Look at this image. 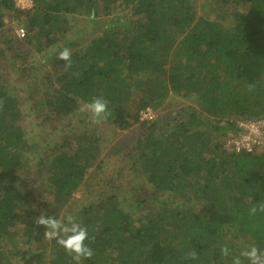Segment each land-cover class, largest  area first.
<instances>
[{"label": "trees", "instance_id": "1", "mask_svg": "<svg viewBox=\"0 0 264 264\" xmlns=\"http://www.w3.org/2000/svg\"><path fill=\"white\" fill-rule=\"evenodd\" d=\"M21 15L15 0H0V264H75L45 238L41 213H71L87 227L94 255L81 264H231L248 245L264 251V212L249 213L264 203V148L224 144L237 120L264 118V0H32L27 34L17 38L47 52L42 59L22 55L8 34L7 17ZM65 47L67 71L57 55ZM50 59L49 85L33 88L41 90L34 105L1 81ZM96 96L109 102L104 121L147 131L130 153L144 184L131 186L142 191L133 204L115 191L75 210L71 199L91 182L103 144L90 114L78 111ZM174 97L185 104L173 124L141 120ZM50 118L68 121L53 144L34 131ZM27 167L33 176L21 174ZM190 250L198 260L184 258Z\"/></svg>", "mask_w": 264, "mask_h": 264}, {"label": "rangeland", "instance_id": "2", "mask_svg": "<svg viewBox=\"0 0 264 264\" xmlns=\"http://www.w3.org/2000/svg\"><path fill=\"white\" fill-rule=\"evenodd\" d=\"M201 0H197L200 2ZM199 9H202L199 5H197ZM22 11V10H21ZM27 11H22V15L17 18V16H8L7 17V26L10 30L9 35L14 37L13 44L17 47L18 51L22 55H26V53L30 54L34 57H38L39 59L47 57V52L39 51L34 48V45L25 43V41L18 42L17 34H16V25L23 23L24 26V15ZM109 17L105 18L103 17V20L109 21ZM84 21L80 16L77 17L74 21H76V24L81 25L79 22ZM78 22V23H77ZM27 30V28H26ZM27 34V33H26ZM20 40H22L20 38ZM54 62V59H50L49 61L38 63L37 67L38 69H32L28 67L23 74V78L21 79H11L8 74L2 76L1 81H5V84H8L10 87L11 93H13L16 98H30V102L32 105H34L35 102H38L39 94L41 90L38 89L37 91L33 88L35 87H45L46 85H49V81H47V78L49 77L47 73L48 70L52 67ZM1 64H5V62L1 61ZM6 71V70H4ZM17 77V76H16ZM18 85V86H17ZM43 93V92H42ZM185 99L174 97L170 98L167 103L160 109L155 110L156 118H164L166 119L167 123H174V118L177 116L178 111L181 107L184 106ZM30 105V104H29ZM34 108V107H33ZM33 110V109H32ZM39 115V114H38ZM38 117V116H37ZM36 119V122H40L41 119L45 118V115H40ZM54 117V116H52ZM26 119V118H25ZM153 119V120H154ZM148 121V122H152ZM57 124V127L55 128ZM68 124V121L66 118H64L62 121H59L58 119H46L45 123H42L41 125H37L34 128V131L38 134L42 133L44 134V138L46 140H49L51 144L53 142L58 141L60 138L64 136V132H61V129L64 127V125ZM77 124H73L72 127L69 128V131L74 134L79 126H76ZM99 129V135L101 136L103 140V144L101 145L100 154L99 157L96 159V165L99 163L100 160H102L101 166L99 168H96V165L91 168L90 172L87 175V179L91 180V182H84L82 187L76 191L71 199V209H79L85 205H88L91 201V198H95L97 195H103L108 196L112 194L115 191H119L120 195H125L127 197V201L123 202L126 205L133 204L134 202V196L138 195L142 191L140 189H132L131 186H134L137 183H143L144 179L143 177H139V175L133 174L131 171V164L134 161L135 158L130 154L133 152V147L137 143V139L141 136H144L147 131L141 126V124L137 123L134 126L130 127L129 129H119L115 127L114 125L110 124L109 122L102 121L100 124L97 125ZM69 127V126H68ZM57 133L59 135H57ZM71 134V136H72ZM72 142V144H74ZM49 144V145H51ZM137 156V151H135ZM129 155V159L127 156ZM121 169H124L121 171ZM21 174L24 176H33L35 174L34 169L31 167H27L24 170L21 171ZM113 184L114 186L110 185ZM111 186V187H110ZM146 186V185H145ZM117 187V188H116ZM146 190H149V187L146 186ZM150 192L146 191V196H149ZM78 200V201H76ZM46 202V199L43 201ZM152 208L153 204L151 202L146 204L145 206L140 207L141 209L139 211L146 210L145 208ZM132 210H136L139 208L136 203L132 207H130Z\"/></svg>", "mask_w": 264, "mask_h": 264}, {"label": "clouds", "instance_id": "3", "mask_svg": "<svg viewBox=\"0 0 264 264\" xmlns=\"http://www.w3.org/2000/svg\"><path fill=\"white\" fill-rule=\"evenodd\" d=\"M57 55L59 59L67 62L63 66L64 70L67 71L71 67V50L65 47ZM247 88L252 91L255 85L248 84ZM108 104L107 99L96 96L90 101L81 103L78 111L90 114L91 123L98 125L111 114ZM257 211L264 212V203L260 204L259 207L253 206L249 209L250 215H255ZM36 223L45 228V238L55 240L59 246L63 247L72 256L75 264H81L82 258H91L94 255L93 249L86 243L89 239L87 227L78 222L71 213L60 218L41 213L36 217ZM221 254L224 257L231 255V249L227 244L221 247ZM184 258L187 260H198L199 256L195 250H190L185 254ZM245 260H247L248 264H264V251L254 244L248 245L242 248L237 255L232 256L231 264H244Z\"/></svg>", "mask_w": 264, "mask_h": 264}, {"label": "built area", "instance_id": "4", "mask_svg": "<svg viewBox=\"0 0 264 264\" xmlns=\"http://www.w3.org/2000/svg\"><path fill=\"white\" fill-rule=\"evenodd\" d=\"M16 6L22 11L32 7V0H15ZM27 30L23 23L16 25L19 38L26 36ZM156 117L155 110L148 107L141 112V120L151 121ZM237 130L229 131L225 138V147L236 152H254L264 148V118L240 119L236 122Z\"/></svg>", "mask_w": 264, "mask_h": 264}]
</instances>
